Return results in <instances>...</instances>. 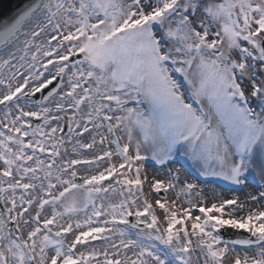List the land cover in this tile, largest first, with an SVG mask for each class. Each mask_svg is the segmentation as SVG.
I'll return each instance as SVG.
<instances>
[{
	"label": "snow or ice",
	"instance_id": "1",
	"mask_svg": "<svg viewBox=\"0 0 264 264\" xmlns=\"http://www.w3.org/2000/svg\"><path fill=\"white\" fill-rule=\"evenodd\" d=\"M0 264H264V0L0 24Z\"/></svg>",
	"mask_w": 264,
	"mask_h": 264
},
{
	"label": "water",
	"instance_id": "2",
	"mask_svg": "<svg viewBox=\"0 0 264 264\" xmlns=\"http://www.w3.org/2000/svg\"><path fill=\"white\" fill-rule=\"evenodd\" d=\"M29 0H0V24L9 22Z\"/></svg>",
	"mask_w": 264,
	"mask_h": 264
},
{
	"label": "rangeland",
	"instance_id": "3",
	"mask_svg": "<svg viewBox=\"0 0 264 264\" xmlns=\"http://www.w3.org/2000/svg\"><path fill=\"white\" fill-rule=\"evenodd\" d=\"M176 166L179 167V165H176ZM145 168H146L147 172L149 173V178L150 179H151V177L153 175H155L156 178H159V179H164L168 175L166 169L162 168L159 165H156L153 161H148L146 163V165H145ZM201 179L203 180V178H201ZM152 195H153L154 198H158V197L155 196L154 193ZM161 195H163V193Z\"/></svg>",
	"mask_w": 264,
	"mask_h": 264
}]
</instances>
